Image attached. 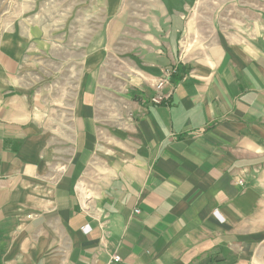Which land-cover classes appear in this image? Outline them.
<instances>
[{
  "label": "crops",
  "instance_id": "obj_1",
  "mask_svg": "<svg viewBox=\"0 0 264 264\" xmlns=\"http://www.w3.org/2000/svg\"><path fill=\"white\" fill-rule=\"evenodd\" d=\"M250 1L69 0L65 20L0 19V264H264V0Z\"/></svg>",
  "mask_w": 264,
  "mask_h": 264
},
{
  "label": "rangeland",
  "instance_id": "obj_2",
  "mask_svg": "<svg viewBox=\"0 0 264 264\" xmlns=\"http://www.w3.org/2000/svg\"><path fill=\"white\" fill-rule=\"evenodd\" d=\"M55 5H58V8H55ZM60 5L65 7L61 9ZM68 5L69 0H0V19L8 16L10 21H15L22 17L36 16L41 11L49 20H65L69 13L63 10L67 9ZM191 43L192 41L186 38L183 42V50L189 51Z\"/></svg>",
  "mask_w": 264,
  "mask_h": 264
},
{
  "label": "built area",
  "instance_id": "obj_3",
  "mask_svg": "<svg viewBox=\"0 0 264 264\" xmlns=\"http://www.w3.org/2000/svg\"><path fill=\"white\" fill-rule=\"evenodd\" d=\"M177 72V66H175L171 70H166L164 72V77L159 79L154 85V89L156 91V95L151 99L152 103L157 105L166 104L171 96V94L165 92L166 86L170 83V80L173 75ZM243 184V182H240ZM114 262H120L121 258L119 256L113 257Z\"/></svg>",
  "mask_w": 264,
  "mask_h": 264
}]
</instances>
